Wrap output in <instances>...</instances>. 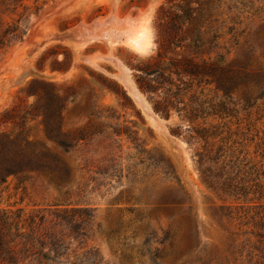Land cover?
Listing matches in <instances>:
<instances>
[{"label": "rangeland", "instance_id": "rangeland-1", "mask_svg": "<svg viewBox=\"0 0 264 264\" xmlns=\"http://www.w3.org/2000/svg\"><path fill=\"white\" fill-rule=\"evenodd\" d=\"M172 58L216 70L143 92L137 69ZM0 133L68 169L0 175V210L67 246L15 264H264V0H0ZM70 208L91 214L77 237L55 218Z\"/></svg>", "mask_w": 264, "mask_h": 264}, {"label": "trees", "instance_id": "trees-1", "mask_svg": "<svg viewBox=\"0 0 264 264\" xmlns=\"http://www.w3.org/2000/svg\"><path fill=\"white\" fill-rule=\"evenodd\" d=\"M167 2H175L176 0H166ZM176 10L182 11V6L178 5ZM178 11L172 12L170 21L175 25L180 17ZM163 12L161 6L158 13ZM164 16V14H163ZM157 18H160L157 16ZM164 31L159 32V35L164 39ZM171 38V37H170ZM170 38L168 42H170ZM158 41L162 47L163 40ZM160 56V50L158 52ZM157 60L150 63L147 68L137 69L139 74L136 75L138 87L145 93H153L156 95L158 88L166 84L168 87L163 91L164 94L171 92V83L167 78L170 73L181 74L185 76H203L208 73L214 74L215 67H209L205 64H191L185 60L172 58L169 61V66L166 70H159L156 67ZM224 83H217V88L224 89ZM158 96V95H157ZM169 99L165 96L163 100H155L153 109L157 113H162L165 117L169 115ZM15 107V106H14ZM14 107L12 109H14ZM44 124L47 133L54 138L56 143L64 150H68L70 143L64 138L59 137L55 117L53 115L44 114ZM172 133L178 134L171 130ZM31 171L45 172L51 179L59 184L66 181L68 169L65 166L50 165L44 161L39 152L37 153L30 147L25 139L12 137L7 133H0V175L5 177L8 175H23ZM91 214L86 208H70L59 211L55 218L60 224L67 225L74 237L84 234L81 232L83 224L90 219ZM41 220V219H40ZM34 218H21L20 212L2 211L0 210V255L5 253V261L10 264H15L13 261L14 254L17 252H30L36 254L42 260L56 261L65 254L67 246L60 238H56L51 233H36ZM34 244H37L38 249Z\"/></svg>", "mask_w": 264, "mask_h": 264}, {"label": "bare ground", "instance_id": "bare-ground-1", "mask_svg": "<svg viewBox=\"0 0 264 264\" xmlns=\"http://www.w3.org/2000/svg\"><path fill=\"white\" fill-rule=\"evenodd\" d=\"M135 27L131 29L129 35V43L131 47L137 51H145L149 49L151 47V35L148 27Z\"/></svg>", "mask_w": 264, "mask_h": 264}]
</instances>
